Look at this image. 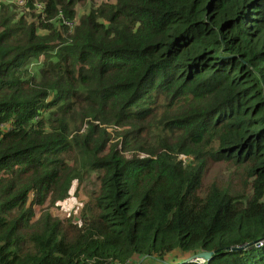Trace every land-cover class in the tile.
Returning a JSON list of instances; mask_svg holds the SVG:
<instances>
[{
  "label": "trees",
  "instance_id": "trees-1",
  "mask_svg": "<svg viewBox=\"0 0 264 264\" xmlns=\"http://www.w3.org/2000/svg\"><path fill=\"white\" fill-rule=\"evenodd\" d=\"M200 251L264 264V0H0V264Z\"/></svg>",
  "mask_w": 264,
  "mask_h": 264
},
{
  "label": "rangeland",
  "instance_id": "rangeland-1",
  "mask_svg": "<svg viewBox=\"0 0 264 264\" xmlns=\"http://www.w3.org/2000/svg\"><path fill=\"white\" fill-rule=\"evenodd\" d=\"M4 1L14 2V4H16V6L20 9L25 3V0H4ZM87 7H88V2L81 4V5L77 4L75 7V10H76L75 16L77 17L80 14L84 13ZM180 158L185 159L182 157ZM87 199H88V193L86 191L85 180L81 179L80 185L78 188H77L76 183H72L69 195L59 202L60 210L58 213H61L63 215H68L73 220H76L78 219V216L80 215V209L83 205V202L86 201ZM167 259L168 258H166V260ZM148 263L154 264L153 261L146 260L145 264H148ZM198 263L203 264L201 261H198Z\"/></svg>",
  "mask_w": 264,
  "mask_h": 264
},
{
  "label": "water",
  "instance_id": "water-1",
  "mask_svg": "<svg viewBox=\"0 0 264 264\" xmlns=\"http://www.w3.org/2000/svg\"><path fill=\"white\" fill-rule=\"evenodd\" d=\"M244 245H239L236 247H232L233 249H241L243 248ZM211 252L210 251H200L198 253H196L195 255H191L189 257H187V259H192V260H196V259H202L204 261H207L210 258Z\"/></svg>",
  "mask_w": 264,
  "mask_h": 264
},
{
  "label": "built area",
  "instance_id": "built-area-1",
  "mask_svg": "<svg viewBox=\"0 0 264 264\" xmlns=\"http://www.w3.org/2000/svg\"><path fill=\"white\" fill-rule=\"evenodd\" d=\"M68 26H71V23H67ZM71 29V27L69 28V30ZM182 158H184L183 156H181ZM136 258H134L135 260ZM133 259H127L124 260L122 262H115V263H111V264H145V262H140V260L136 259L137 261H134ZM198 261L203 262L204 260L202 259H198Z\"/></svg>",
  "mask_w": 264,
  "mask_h": 264
},
{
  "label": "crops",
  "instance_id": "crops-1",
  "mask_svg": "<svg viewBox=\"0 0 264 264\" xmlns=\"http://www.w3.org/2000/svg\"><path fill=\"white\" fill-rule=\"evenodd\" d=\"M146 260H142V262H145ZM150 261V260H149ZM149 264V263H148Z\"/></svg>",
  "mask_w": 264,
  "mask_h": 264
}]
</instances>
